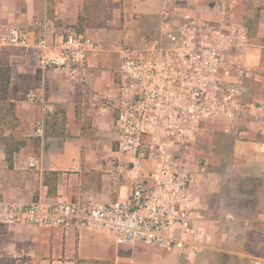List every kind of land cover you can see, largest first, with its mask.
<instances>
[{
    "label": "built area",
    "instance_id": "2783aa9c",
    "mask_svg": "<svg viewBox=\"0 0 264 264\" xmlns=\"http://www.w3.org/2000/svg\"><path fill=\"white\" fill-rule=\"evenodd\" d=\"M159 17L156 33L120 49L117 94L105 103L115 112L114 148L123 158L113 170L128 180L129 194L110 203L90 197L20 203L0 198V226H71L109 233L118 245L168 252L191 253L204 245L206 218L195 200L198 175L185 146L204 125L235 122L245 111V67L225 57L247 46V33L225 12L217 20L169 4ZM4 48L33 49L40 69L72 78L100 51L85 33L50 42L37 21L31 30L0 26V56ZM36 133L42 136V129ZM29 167L38 170L39 161L33 158Z\"/></svg>",
    "mask_w": 264,
    "mask_h": 264
},
{
    "label": "crops",
    "instance_id": "0c3cea01",
    "mask_svg": "<svg viewBox=\"0 0 264 264\" xmlns=\"http://www.w3.org/2000/svg\"><path fill=\"white\" fill-rule=\"evenodd\" d=\"M169 4L217 20L225 12L245 28L247 46L225 59L244 65L241 81L246 88L258 87L263 106L248 107L264 124V0H0V26L31 30L37 21L46 27L50 42L80 29L100 45L77 78L40 69L33 49H2L0 61L8 60V94L18 119L13 133L25 146L14 154L9 168L0 145V198L20 203L90 197L110 203L129 194L128 180L113 170L117 159L123 158L114 148V109L105 105L117 94L120 49L113 50L105 37L124 36L134 43L156 33L159 13ZM58 108L65 114L63 129L50 130L47 137L37 135L38 129L44 133L45 115ZM33 158L39 161L38 170L29 167ZM45 172L59 173L55 196L47 195ZM176 253L146 245H118L109 233L71 226H0V262L12 264H140L151 257L161 264H177Z\"/></svg>",
    "mask_w": 264,
    "mask_h": 264
},
{
    "label": "rangeland",
    "instance_id": "374dc122",
    "mask_svg": "<svg viewBox=\"0 0 264 264\" xmlns=\"http://www.w3.org/2000/svg\"><path fill=\"white\" fill-rule=\"evenodd\" d=\"M105 40L113 50L132 44L113 34ZM260 93L257 86L245 87L247 107L238 120L208 123L185 146L198 175L195 200L206 218L207 240L191 253L176 250L177 264H264V124L248 107L263 106ZM140 264L161 262L151 257Z\"/></svg>",
    "mask_w": 264,
    "mask_h": 264
},
{
    "label": "trees",
    "instance_id": "16d2710c",
    "mask_svg": "<svg viewBox=\"0 0 264 264\" xmlns=\"http://www.w3.org/2000/svg\"><path fill=\"white\" fill-rule=\"evenodd\" d=\"M76 32L80 33L82 30L78 29ZM10 82L8 60L3 57L0 61V145L3 148L4 160L9 168L12 167L14 154L25 146L24 140L16 137L13 133L18 119L15 104L9 99ZM64 124L65 114L63 109L58 108L52 114L47 113L43 122V135L47 137L50 130L63 129ZM58 175L57 172L43 173V184L47 187L48 196L52 197L56 194ZM0 264H12V262L11 260H4Z\"/></svg>",
    "mask_w": 264,
    "mask_h": 264
}]
</instances>
